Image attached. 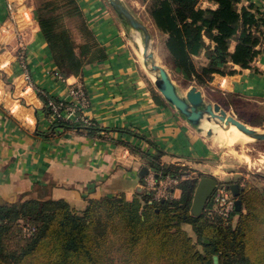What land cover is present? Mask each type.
Listing matches in <instances>:
<instances>
[{
	"label": "trees",
	"instance_id": "1",
	"mask_svg": "<svg viewBox=\"0 0 264 264\" xmlns=\"http://www.w3.org/2000/svg\"><path fill=\"white\" fill-rule=\"evenodd\" d=\"M201 1L147 0L149 14L165 36L166 62L200 83L211 81L214 72H227L232 58L244 68L257 70L255 60L264 45V12L251 0L241 5L237 2L242 0H207V6ZM45 6L46 14H39L38 24L58 74L65 78L78 75L85 66L106 58V48L78 0H57L56 5ZM64 7L62 14L82 18L85 40L79 44L72 41L68 53L62 55L58 41L62 14L57 11ZM233 40L235 53L229 50ZM38 91L49 116V101L59 99L40 88ZM152 92L161 100L155 88ZM225 100L223 105L235 106L237 114L245 117L233 100ZM253 117L261 122L260 113ZM59 127L85 129L90 135L103 129L94 120L86 125L65 118L52 122L53 130ZM148 163L159 176L183 173L182 165L161 163L158 155L149 157ZM203 176L185 178L179 197L156 200L144 187L132 199L124 194L89 198L82 210L64 198L30 196L1 201L0 264H106L104 252L117 226L119 250L126 263L156 264L165 258L168 264H264V191L237 180L240 208L236 207L228 220L209 214L212 195L204 210L195 214L194 194ZM21 221L33 227L30 235L23 233ZM184 224L191 225L196 237ZM214 255H218V263Z\"/></svg>",
	"mask_w": 264,
	"mask_h": 264
},
{
	"label": "crops",
	"instance_id": "2",
	"mask_svg": "<svg viewBox=\"0 0 264 264\" xmlns=\"http://www.w3.org/2000/svg\"><path fill=\"white\" fill-rule=\"evenodd\" d=\"M251 1L264 12V0ZM243 2L247 3L242 0L237 5ZM201 4L210 3L202 0ZM84 7L106 48L105 59L62 80L36 20L22 31L26 44L24 59L36 89L54 97H68L69 84L83 81L90 97L87 114L103 129L94 135L74 127L53 130L37 93L31 108L22 112L24 119L6 109L1 98L0 202L44 196L64 198L82 210L89 198L124 194L132 199L146 187L149 173L158 175L148 163V158L154 155H158L161 163L215 170L210 160L212 145L201 127L191 123L160 91L161 100L154 97L155 86L147 79L135 55L128 27L116 20L104 0H86ZM7 17V1L0 0V92L3 97L10 91L11 82L14 84L23 76L18 40L2 28ZM235 49L233 40L229 50L235 53ZM255 65L257 70L244 68L232 58L230 69L214 72L208 83L226 95L243 97L260 113L259 123L264 125V45ZM197 87L204 93L201 86ZM229 107L237 114L235 106ZM143 167H148L145 174L141 173ZM260 176L253 184L264 191V175ZM174 193L179 197L181 188L177 187ZM187 225L183 226L188 230Z\"/></svg>",
	"mask_w": 264,
	"mask_h": 264
},
{
	"label": "rangeland",
	"instance_id": "3",
	"mask_svg": "<svg viewBox=\"0 0 264 264\" xmlns=\"http://www.w3.org/2000/svg\"><path fill=\"white\" fill-rule=\"evenodd\" d=\"M37 1L40 6L37 5ZM78 1L82 7L85 6L86 0ZM122 1L135 15H137L148 26L149 31L151 33L149 49L150 51L155 52L157 61L167 68L180 93L185 95L189 87H191L192 85H198L203 88L207 101L220 103L221 101H226L225 99H228L230 101L233 100L238 105L240 112L245 114V117H240V115L236 114L229 107V105H222L224 108L226 107L228 113L241 119L248 125L255 128H259L260 130L264 131V125L258 122V118L253 117L254 115H257L256 110L253 108V106H251V104H249L248 101L243 100V97L237 95H234L232 97L229 96V94L226 95L222 93L220 89H212V87L207 81L205 83H200L196 78L189 77L175 70L170 64L166 62L165 57L167 51L164 45L165 36L160 33V31L155 26L154 22L151 20V16L147 8V0ZM104 2L107 4L108 9L111 11V13L116 17V20L121 22L117 13L110 5L109 0H104ZM56 3L57 0H27V4L33 7V17L35 18L36 22L39 21V14H46V10L44 8L46 7V4L48 6H52L56 5ZM83 9L85 12L84 16H86L91 26L94 27V24L91 20L92 17L87 14L85 7ZM65 10L66 7L58 10L57 14H62L65 12ZM81 25L82 18L78 15H61V24L58 28V41L60 43L59 47L60 53L62 55L68 53L70 43L72 41L79 44L82 43L83 40H85V36L81 30ZM128 31L130 32V39L133 41L135 55L136 57H138L140 64L142 65L146 73L147 79H149L152 85L155 86L156 90L159 91L155 84V81L152 79L151 71L145 64V59L138 44L139 42H143L141 32L139 30L129 27ZM199 69H201V66L199 67ZM24 87L25 86L22 79H18L15 81L14 84H12L11 82L10 88L8 89L10 91H7L8 93L4 95V97L3 92H0V99L2 98V102L5 103V108L10 111L9 107L14 109L15 106L18 105L17 108L14 109L13 113H15L17 116H21V118H23L24 116L22 115V112L24 113V111H28L27 107L31 108V105H33L35 99V92L32 89H29L27 92H24ZM38 92L39 91H37V94ZM217 99H219L220 101H218ZM31 111L32 110L30 109V112ZM208 121L209 120L205 118L198 125L205 132L208 143L212 145L211 156L213 157L210 160L211 162H214L213 164L215 165L213 166L215 170H212L210 168H203V170H199L193 167L190 168L189 166H180L184 167L181 169V171H183V173L185 174H190V176L187 177H190V179L194 177H199L201 174L213 176L219 181L220 185L222 184L224 186H227L229 183H231L230 181L236 182L237 180L241 181L242 183H245V185H251L255 183L254 181H257L258 178L261 177L260 175H264V139L253 138L250 141L230 140L222 135V132L226 130L225 128H218L215 131L216 133L213 130V132L209 134L208 129H210L211 127L206 124ZM257 122L259 124H257ZM204 170L209 171V173L205 172ZM217 170L218 172H216ZM262 178H264V176ZM218 187L219 185L215 188V191L218 190ZM21 223L22 225H20V227L23 230V233H25L26 235H30V233L34 230L33 227L25 225L23 221H21ZM186 227H188L189 233L193 235V237H196L191 225L188 224ZM120 244L121 233L120 228L117 226L111 233L109 245L104 252L106 264H137V262L126 263L124 261V254L122 251L119 250ZM156 264H168V261L165 258H162Z\"/></svg>",
	"mask_w": 264,
	"mask_h": 264
},
{
	"label": "water",
	"instance_id": "4",
	"mask_svg": "<svg viewBox=\"0 0 264 264\" xmlns=\"http://www.w3.org/2000/svg\"><path fill=\"white\" fill-rule=\"evenodd\" d=\"M110 5L117 13L121 22L129 27L139 30L142 34L145 64L151 72L156 73V78L153 79L160 93L167 101L175 105L187 119L195 124H200L203 119L217 123L219 126L228 129L232 124H235L239 129L251 135L253 138L264 139V131H258L255 127L248 125L246 122L228 113L219 102L206 101L205 95L197 85H192L183 95L180 93L177 85L174 83L169 71L165 66L157 61L154 51H150L149 45L151 33L148 26L135 15L122 0H109ZM213 129H208L211 134ZM147 167H143L141 173L145 174ZM220 185L219 181L213 176H203L200 178L193 200V212L200 214L215 191V188ZM222 185V184H221ZM234 196H238L240 185L238 182H231L227 185ZM236 207L240 208V201L236 199ZM218 255H214V262L218 263Z\"/></svg>",
	"mask_w": 264,
	"mask_h": 264
},
{
	"label": "built area",
	"instance_id": "5",
	"mask_svg": "<svg viewBox=\"0 0 264 264\" xmlns=\"http://www.w3.org/2000/svg\"><path fill=\"white\" fill-rule=\"evenodd\" d=\"M8 6V17L4 20L2 28L5 32H11L16 40H18L20 53L19 58L23 67L22 81L24 82L23 91L27 92L32 89L37 93L38 89L34 85L29 67L24 59L25 40L22 34L23 28L31 24L35 20L33 17V7L27 4V0H6ZM62 80H66L62 75H58ZM37 90V91H36ZM51 99L49 104L52 112L49 114L51 122L65 118L72 121H80L86 125L93 123L92 118L87 114L90 107V97L88 95L85 84L81 80L71 82L68 88V97ZM5 105V103H3ZM10 112L14 109L9 107ZM190 176V174H164L155 175L149 173L147 177L146 188L151 191L152 196L156 200L173 198L175 189L180 187L181 182ZM236 208V196L233 195L227 186L219 185L218 190L212 194V204L209 207L211 216H219L224 220H228Z\"/></svg>",
	"mask_w": 264,
	"mask_h": 264
},
{
	"label": "bare ground",
	"instance_id": "6",
	"mask_svg": "<svg viewBox=\"0 0 264 264\" xmlns=\"http://www.w3.org/2000/svg\"><path fill=\"white\" fill-rule=\"evenodd\" d=\"M140 46V50L143 54V57H145V53H144V44L143 42H139L138 43ZM151 76L152 79L156 78V73L151 72ZM18 106V105H17ZM17 107H15L14 109H16ZM207 125H209V127H211L214 132L216 131V129L218 128H223L221 126H219L217 123L213 122V121H208L206 123ZM258 131H260L259 128H256ZM216 133V132H215ZM219 133V132H218ZM222 135L230 140H246V141H250L253 139V137L247 133H245L244 131H242L241 129H239L235 124H232L230 129H226L225 131L222 132Z\"/></svg>",
	"mask_w": 264,
	"mask_h": 264
}]
</instances>
